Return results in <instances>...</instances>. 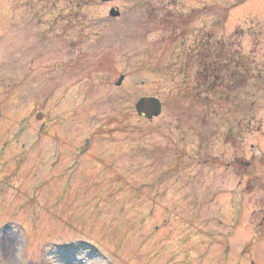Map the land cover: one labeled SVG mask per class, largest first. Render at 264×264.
Returning <instances> with one entry per match:
<instances>
[{"label": "rangeland", "instance_id": "obj_1", "mask_svg": "<svg viewBox=\"0 0 264 264\" xmlns=\"http://www.w3.org/2000/svg\"><path fill=\"white\" fill-rule=\"evenodd\" d=\"M20 248L54 264V0H0V264Z\"/></svg>", "mask_w": 264, "mask_h": 264}, {"label": "clouds", "instance_id": "obj_2", "mask_svg": "<svg viewBox=\"0 0 264 264\" xmlns=\"http://www.w3.org/2000/svg\"><path fill=\"white\" fill-rule=\"evenodd\" d=\"M16 257L18 260V264H22V261H23V249L22 248L17 250Z\"/></svg>", "mask_w": 264, "mask_h": 264}, {"label": "water", "instance_id": "obj_3", "mask_svg": "<svg viewBox=\"0 0 264 264\" xmlns=\"http://www.w3.org/2000/svg\"><path fill=\"white\" fill-rule=\"evenodd\" d=\"M40 117V116H39Z\"/></svg>", "mask_w": 264, "mask_h": 264}]
</instances>
